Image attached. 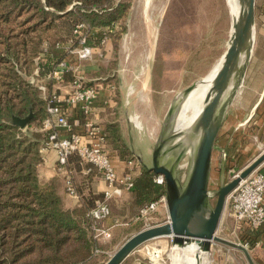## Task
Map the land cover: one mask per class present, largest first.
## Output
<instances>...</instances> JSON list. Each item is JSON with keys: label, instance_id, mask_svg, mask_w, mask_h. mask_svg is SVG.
<instances>
[{"label": "trees", "instance_id": "trees-1", "mask_svg": "<svg viewBox=\"0 0 264 264\" xmlns=\"http://www.w3.org/2000/svg\"><path fill=\"white\" fill-rule=\"evenodd\" d=\"M127 12L122 0H0V264H104L109 255L95 239L102 223H113L117 214L124 215L122 223L133 222L141 208L165 194L154 175L139 166L133 187L124 192L130 197L126 207L112 209L109 203V216L96 222L89 213L102 199L90 190L97 170L76 152L68 155L63 169L80 207L64 209L57 188L41 187L38 181L40 150L47 139L40 129L56 94L48 76L61 61H73L68 57L73 47H67L72 29L83 23L89 47L97 48L104 36H110L116 50L120 34L106 31ZM30 113L32 119L23 130L13 124V117ZM103 134L120 160L135 161L117 125H107ZM248 237L252 246L260 234Z\"/></svg>", "mask_w": 264, "mask_h": 264}, {"label": "rangeland", "instance_id": "rangeland-1", "mask_svg": "<svg viewBox=\"0 0 264 264\" xmlns=\"http://www.w3.org/2000/svg\"><path fill=\"white\" fill-rule=\"evenodd\" d=\"M122 1L128 4L125 19L106 31L108 35L120 34L116 50L112 37L108 36L111 42L109 62L103 67L99 66L98 73L121 76L128 71L124 65H128L132 57L144 62L145 76L140 81L147 82L142 94L145 101L139 103V98L135 99L138 103H135L134 109L137 108V111L132 116L138 117L142 127L138 131L144 132L139 111L146 114L149 122L157 121L160 128L170 104L183 90L204 78L224 54L229 40L231 18L225 0H150L147 7L144 6V0ZM76 26L71 31V43L67 47H73L77 42L74 34ZM84 26L83 33H86L87 26ZM120 48L124 50L121 59ZM100 55L98 53L93 56V59L99 60L98 65L102 64L100 61L103 57ZM118 63L122 66H118ZM245 76L227 112L212 154L209 182L211 190L219 189L222 172L224 182L227 183L264 152V101L257 104L260 95L264 97V0L255 1L253 49ZM131 107L132 105L130 109ZM180 109L181 106L177 115ZM223 152L226 154L224 158ZM176 153L177 150L171 155ZM190 161L191 152L188 149L179 164V177L182 181L187 175ZM215 200L213 198L212 203ZM227 210L226 203L217 236L235 242L237 239L231 233L234 223L229 220ZM116 213L119 212L115 211ZM166 215L162 210L153 215L152 220H134L129 223V227L121 226V240L117 239L119 242L113 251L110 250L109 257L130 236L146 229L148 225L161 223ZM226 227L229 228L228 232ZM138 248L159 251L162 258L160 264H172L173 248L169 238L149 241ZM239 254L241 259L238 264H247L243 254ZM189 263V259L182 262Z\"/></svg>", "mask_w": 264, "mask_h": 264}, {"label": "water", "instance_id": "water-1", "mask_svg": "<svg viewBox=\"0 0 264 264\" xmlns=\"http://www.w3.org/2000/svg\"><path fill=\"white\" fill-rule=\"evenodd\" d=\"M255 1L238 0L239 12L232 19L228 45L222 63L204 98V106L186 131L175 130L177 112L196 84L183 90L170 104L161 122L151 151L150 164L137 156L138 163L154 176L165 180V201L169 222L140 230L130 236L104 264H122L139 246L159 238H169L172 248L194 246L196 264H204V257L213 244H220L241 252L247 264H255L249 251L239 243L217 236L228 195L241 180L264 165V152L242 169L229 182L222 172L218 190H211V160L216 140L227 112L245 77L253 49ZM32 119L13 117V124L23 130ZM190 149L191 161L187 175L179 177V164ZM175 150L177 153L170 156ZM170 157V158H169ZM215 198V203L212 199Z\"/></svg>", "mask_w": 264, "mask_h": 264}, {"label": "crops", "instance_id": "crops-1", "mask_svg": "<svg viewBox=\"0 0 264 264\" xmlns=\"http://www.w3.org/2000/svg\"><path fill=\"white\" fill-rule=\"evenodd\" d=\"M109 50H111L110 39L105 43L103 49H99L98 47L94 48V54L100 53V56L103 57L102 61H100L102 64L100 65L97 64L99 60L93 59V57L91 60L80 62H73V59V63L71 64L75 65V68L73 69L74 71L64 72L58 80L52 79V90L56 91V95L61 100L64 99L72 91V81L75 76H80L83 78L85 83L95 85L99 88L98 98L94 102L92 114L90 116H85L79 107L69 108V122L73 126V131L79 134L85 133L86 129L84 124L86 121H90L100 130V132H102V134L104 133L107 125H117L121 133V137L125 145L131 149L135 161L129 163L120 160L117 156V152L111 148L106 140L104 141L105 149L111 157L112 164L118 176L126 174L135 176L139 173V166H141L137 161V156H140L145 164H150L151 151L157 138L159 127L157 121H154L153 123L149 122L146 114L143 111H139L140 109H138V111L141 112L140 116L143 120L144 132L135 130L131 121L133 114L137 111V108L134 109V107H136L135 103H138L135 102V99L139 98V103H143L145 101V97L142 94L146 89L147 82L145 83V81H140V79L145 76L144 62L141 59L132 57L130 63L128 65H124L128 70L125 74H122L121 76H115L113 74H99L98 67H101L109 62ZM122 51L124 50L120 48V59ZM118 66L121 67L122 65H119L118 63ZM262 101H264V97H262L261 94L257 104ZM131 105L132 107L130 109ZM52 129L54 128L49 127L45 129L44 126H42L40 130L48 134ZM216 146L217 140L215 143V147ZM40 153L41 162L37 168V176L40 186L46 187L49 185H55L57 188V194L62 199L64 209L72 210L80 207L81 201L78 196L77 198H71L66 194L64 180L67 172L65 169L58 166L55 152L49 148H42ZM259 169L261 172H264V165H262ZM88 172L89 170L85 169L83 174H87ZM99 175L100 174L97 171L92 176L93 178L90 181V190L93 194L102 195L103 199V192L106 189V185L102 180V177ZM129 199V195L127 193H123L120 197H114L109 203L112 209L115 206L120 209L126 207ZM160 211L162 210H159V212ZM227 212L230 220L229 211L227 210ZM114 217L116 219L113 223H109L108 225L105 221V223H102V228L109 230L111 237L109 239H96V243L99 246L106 248L109 255L110 252L117 246L119 242L118 240L122 236L121 231L123 229L120 227H129V223L121 222L124 215L122 217L117 214V216ZM104 224L106 227H104ZM226 230L228 232L229 228L226 227ZM239 253L241 252L220 244H213L210 252L204 257V264H238L239 259H241ZM147 256V248H137L123 261L122 264H152L148 261ZM251 256L252 258L254 256L255 260L253 261L255 264H264V246L257 244Z\"/></svg>", "mask_w": 264, "mask_h": 264}, {"label": "built area", "instance_id": "built-area-1", "mask_svg": "<svg viewBox=\"0 0 264 264\" xmlns=\"http://www.w3.org/2000/svg\"><path fill=\"white\" fill-rule=\"evenodd\" d=\"M84 29V24H79L74 30L77 42L68 55V57L74 59L73 62L91 60L93 57L94 48L87 45V34L83 33ZM108 40V36H104L98 48L103 49ZM73 62H68L67 59L61 61L57 69L48 78L58 80L64 72L74 71L75 65L71 64ZM40 89L43 92L45 91L44 86H41ZM98 94L99 88L97 86L87 84L83 78L75 76L72 81V91L67 97L61 100L56 94H52L46 108L49 117L44 121L43 126L45 129L54 128L47 134L44 148H49L55 152L57 164L60 168H63L68 155L76 152L84 163L92 165L101 174L106 189L103 192V199L96 203L89 215L96 222H103L110 214V200L114 197L122 196L125 191H129L133 187V182L132 176L129 174L117 175L111 157L105 149L104 135L98 128L90 121H86L84 124L85 133L79 134L73 131V126L69 122V108L79 107L85 116H90ZM137 119L138 117L134 116L131 120L132 124L136 130H141L142 127ZM225 156L226 154L223 152L222 157L224 158ZM64 181L66 194L71 198H77L68 174H66ZM154 182L159 186L164 187L165 185L162 175L154 176ZM226 203L229 217L231 222L234 223L231 233L237 239L235 242L244 246L252 255L257 244L264 246V173L256 170L246 179L241 180L237 187L228 195ZM159 210H163L167 214L165 194L157 202L141 208L139 210V218L135 222L152 220L153 215L158 213ZM168 222L167 214L165 220L161 223L148 225L146 228ZM255 234H260V239L250 246L248 243V238L250 237L248 235ZM110 237L109 230L103 228L98 229L95 235L97 240L109 239ZM147 259L152 264H160L162 261L160 252L154 250H148Z\"/></svg>", "mask_w": 264, "mask_h": 264}, {"label": "bare ground", "instance_id": "bare-ground-1", "mask_svg": "<svg viewBox=\"0 0 264 264\" xmlns=\"http://www.w3.org/2000/svg\"><path fill=\"white\" fill-rule=\"evenodd\" d=\"M225 1L228 9V14L231 18L230 31H229V35H230L232 19L236 18L239 12V2L238 0H225ZM149 2L150 0H144V6L147 7ZM146 16L148 15L146 14ZM223 55L216 63V65L213 68H211L212 70L204 78H202L200 81L196 83L193 90L188 94L186 99L183 101L181 105V109L176 118L175 130L177 132L188 130L190 126L193 124V122L196 120L198 115L200 114L204 106L205 95L209 91L212 84V80L221 66ZM194 251H195L194 246H189L184 249L173 248V254L171 256L172 264H182V262L186 259L190 260L189 264H196L194 258Z\"/></svg>", "mask_w": 264, "mask_h": 264}, {"label": "flooded vegetation", "instance_id": "flooded-vegetation-1", "mask_svg": "<svg viewBox=\"0 0 264 264\" xmlns=\"http://www.w3.org/2000/svg\"><path fill=\"white\" fill-rule=\"evenodd\" d=\"M170 156H172V155H170ZM170 158V157H169Z\"/></svg>", "mask_w": 264, "mask_h": 264}]
</instances>
